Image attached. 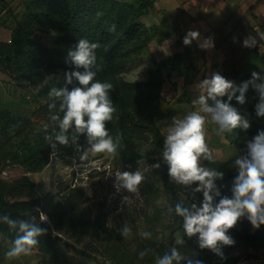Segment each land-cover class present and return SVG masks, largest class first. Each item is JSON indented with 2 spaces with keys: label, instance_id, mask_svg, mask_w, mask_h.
<instances>
[{
  "label": "trees",
  "instance_id": "trees-1",
  "mask_svg": "<svg viewBox=\"0 0 264 264\" xmlns=\"http://www.w3.org/2000/svg\"><path fill=\"white\" fill-rule=\"evenodd\" d=\"M23 1L24 10L10 40L0 42V73L33 99L34 108L29 116L0 110V217L8 215L12 219H30L35 216V222L40 224V213H44L50 222L41 223L46 233L37 238L38 244L33 251L41 255L42 264H75L68 257L67 249L82 253L79 246H83L89 252L97 253L100 249H107L111 242L119 239V235L108 229L104 215L93 216L82 188L67 187L40 196L30 178L31 174L42 173L54 158L81 160V152L74 145H58L53 150L45 139L52 135L55 126L51 116L59 114L62 118L63 115L58 113L59 101L57 109H49V91L54 87H65L64 73L75 69L68 56L69 50L81 38L99 44L93 71L96 72V80L113 85L109 97L116 111L106 127L114 140L119 136L120 146L116 154L125 159L141 148L153 145L162 152L165 136L159 123L166 120L161 110L163 91L167 83L178 89V83L173 79L181 78L184 73V56L174 53L160 61L156 69L150 70L146 81L130 82L122 78L129 67L139 61L145 47L159 38V26L148 27L143 22L157 12L156 0ZM6 7L1 0L0 17ZM48 32L57 33L53 49L41 41L42 35ZM253 72L260 76L256 83H264L262 71H251L240 77L238 71L232 70L222 76L227 80L233 79L239 86L251 81ZM73 86H78V82L67 85L69 90ZM222 99L227 101V97ZM259 102V95L251 84L243 105L233 98L232 106L249 121L250 128L225 133V139L233 150L232 155L223 161L214 159V162L206 161L204 164L224 172V179L217 182L224 186L222 195L231 197L233 180L237 175L234 161L245 154L247 141L264 130V116L257 115ZM45 125H48L47 130ZM56 130L59 131L58 127ZM73 134L69 130L70 139ZM78 143L83 149L89 147L83 135ZM159 169L169 196V208L172 209L169 216L173 232H183L185 242L198 252L192 264L197 261L200 264H235L241 250L264 252V225L253 230L247 218H241L229 230L228 235L235 244L222 248L223 258L207 249L201 250L196 236L189 238L184 234L183 219L175 214L174 208L177 203L185 207H190L191 203L199 204L202 194L196 193L193 197L189 188L171 181L163 161ZM17 234L18 229H12L0 220V236L11 246ZM151 249L144 244L137 257L140 258L139 254L146 251L144 257L149 260ZM115 257L118 255L115 254ZM124 257L123 253L121 258Z\"/></svg>",
  "mask_w": 264,
  "mask_h": 264
},
{
  "label": "clouds",
  "instance_id": "clouds-1",
  "mask_svg": "<svg viewBox=\"0 0 264 264\" xmlns=\"http://www.w3.org/2000/svg\"><path fill=\"white\" fill-rule=\"evenodd\" d=\"M258 35L264 40V33ZM199 38V31L189 30L183 38V44L190 46ZM199 45L203 49L214 47L211 38L203 39V43ZM243 45L253 47L256 40L248 37L243 41ZM98 47V43L90 42L86 38L79 39L76 46L68 52L75 69L64 73L65 87H54L49 91V109H57L59 101L58 113L63 115L62 118L59 114L51 116L55 126L52 135L46 136L45 139L53 150H56L58 145H74L76 150L81 152V160L87 159L89 153L114 156L120 146L119 136L114 140L106 127V123L113 119L116 111L109 97L113 85L96 80V72L93 71ZM259 79V74L253 72L251 81L237 86L217 72L201 80L197 85L199 95L192 101L198 110L189 112L181 119H173L163 141L162 161L168 167L170 180L189 188L193 197L196 193L202 194L199 204L191 203L190 207H185L182 203L175 205V214L183 219L184 234L189 238L196 236L201 250L207 249L222 258V248L235 244L228 232L241 218H247L253 230H258L264 225V130L247 141L245 154L235 159L237 175L233 180L232 195L228 197L222 195L221 189L224 186L217 183L224 179V172L202 164V161L214 162L215 159L206 142V123L210 118L211 122L218 126V135L232 133L238 128L249 129V121L232 106L231 101L235 98L237 103L243 105L245 93L251 84L260 99L257 115L264 116V83H256ZM74 81L78 82V86L69 90L67 85H72ZM224 97H227V101L222 99ZM47 128L48 125H45L46 130ZM69 130L74 133L71 139ZM81 135L86 137L89 145L87 149H83L78 143ZM152 167L159 169L161 163H154ZM108 174L112 175L113 172ZM114 175V187L117 192L125 190L127 193H136L145 179L140 170H117ZM122 202H130L129 197L123 196ZM169 211L172 209L169 208ZM0 220L10 228L18 229L12 246L5 254L10 259L31 255L38 244L37 238L46 233L41 223L47 222V217L42 212L40 224L35 222V216L30 219H12L4 215ZM121 235L129 237L131 229L124 226ZM141 236L150 238L151 233L145 231ZM146 254L144 251L139 255L143 258ZM184 260L186 257L173 247L158 257L156 264H180ZM187 264H192V261L188 260ZM196 264L200 262L197 261Z\"/></svg>",
  "mask_w": 264,
  "mask_h": 264
},
{
  "label": "rangeland",
  "instance_id": "rangeland-1",
  "mask_svg": "<svg viewBox=\"0 0 264 264\" xmlns=\"http://www.w3.org/2000/svg\"><path fill=\"white\" fill-rule=\"evenodd\" d=\"M3 2L7 7L0 17V42H7L24 10V1L3 0ZM56 34V32H48L42 35V43L49 49H53ZM176 49L178 50L176 44L172 42L160 44V39L156 38L145 47L139 61L130 66L122 78L130 82L148 80L150 70L156 69L160 61L173 55ZM179 49H182L186 58L189 54L187 48ZM188 64L191 68L193 67L192 62L188 63L185 59V66ZM179 79L173 80L178 82ZM178 94L179 90L173 89L171 83L165 85L161 110L166 120L159 123L164 136L173 119H179L187 115L189 111L184 107L186 99L181 97L178 100ZM190 96L193 97L191 94ZM33 108V99L0 73V110L6 109L18 115L29 116ZM217 132L218 126L211 124L209 134H206L209 135L206 142L215 160L223 161L232 155L233 150L226 143L225 133L218 135ZM210 140L215 144L218 143V146H209ZM224 144H227V147L223 146ZM161 161L162 152L153 145L141 148L138 153L128 159L118 154L110 156L92 153H89L85 160L54 158L42 173L30 175L40 196L56 193L67 187L82 188L89 200L88 208L93 216L104 215L108 229L119 235V239L111 242L107 249H100L97 253H91L83 246H79L82 253L67 249L68 257L75 264H156V259L173 247L186 257V260L181 261L180 264H187L188 260L197 258V250L185 242L183 232H173L169 216V196L163 186L160 169L152 167L154 163H161ZM205 162L202 161V164L204 165ZM117 170H140L144 174L145 179L136 193H127L125 190L117 192L114 187V173ZM108 172L113 174L109 175ZM125 195L129 197L130 202H122ZM48 222L50 221L47 217ZM124 226L131 229L129 237L121 235ZM145 231L151 233L150 238L141 236V233ZM144 244L152 248L149 260L145 257H137ZM10 247L11 245L0 236V264H42V257L36 251L28 256L7 258L5 254ZM123 253L125 257L121 258ZM115 254L118 257H115ZM237 257L235 264H264V252L252 253L241 250Z\"/></svg>",
  "mask_w": 264,
  "mask_h": 264
},
{
  "label": "crops",
  "instance_id": "crops-1",
  "mask_svg": "<svg viewBox=\"0 0 264 264\" xmlns=\"http://www.w3.org/2000/svg\"><path fill=\"white\" fill-rule=\"evenodd\" d=\"M156 1L157 12L143 19V22L147 26H159L160 44L172 42L178 48L175 53H182L184 56L185 70L177 82V90L178 100L181 97L186 99L184 107L189 109L188 113L198 110L192 104L199 95L197 85L201 80L209 78L212 73L218 72L223 75L224 72L236 70L242 77L251 71L264 72V40L258 35L264 33V1ZM189 30L199 31L200 38L194 40L190 46H185L183 38ZM248 37L255 38V46L244 47L243 41ZM207 38L212 39L214 47L203 49L199 44ZM181 47L187 48L189 54L186 58L182 49H179ZM185 59L188 63L192 62V68L190 64L185 66ZM229 81L234 82L233 79ZM211 124L214 123L209 118L206 123V134H209ZM207 139L209 135H206ZM211 145L217 147L218 143L210 140L209 146ZM226 145L223 146L227 147Z\"/></svg>",
  "mask_w": 264,
  "mask_h": 264
},
{
  "label": "built area",
  "instance_id": "built-area-1",
  "mask_svg": "<svg viewBox=\"0 0 264 264\" xmlns=\"http://www.w3.org/2000/svg\"><path fill=\"white\" fill-rule=\"evenodd\" d=\"M261 1H264V0H261Z\"/></svg>",
  "mask_w": 264,
  "mask_h": 264
}]
</instances>
